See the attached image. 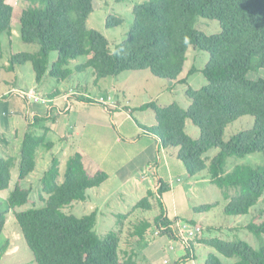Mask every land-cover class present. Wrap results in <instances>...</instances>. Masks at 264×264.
<instances>
[{
    "label": "trees",
    "instance_id": "obj_1",
    "mask_svg": "<svg viewBox=\"0 0 264 264\" xmlns=\"http://www.w3.org/2000/svg\"><path fill=\"white\" fill-rule=\"evenodd\" d=\"M9 0H0V34H10L14 8ZM26 7L19 17L21 39L39 46L37 53L11 55L13 65L32 63L36 81L46 76L68 79L72 61L85 58L77 71L93 69L98 80L116 78L125 72L149 70L159 79L177 81L184 72L190 49L207 52L209 60L201 70L206 85L194 89L184 79L188 108L177 103L162 107L150 102L139 110H153L157 125L139 126L145 134L154 136L164 148H178V159L190 176L205 174L223 189L228 200L227 216L248 215L264 195V166L254 169L237 165L226 173L227 158L243 159L264 153V78L250 79L249 73L264 69V0H145L133 7L134 20L128 38L113 51L110 42L100 31L90 29L88 20L95 11V0H22ZM117 3L132 0H115ZM197 17L218 21L220 33L207 35L195 28ZM124 20L116 15L106 19V27L121 26ZM57 60L50 66V54ZM197 71L192 67L190 74ZM90 102H94L89 100ZM251 116V129L241 131L224 141L226 129L235 121ZM188 120L199 128L200 136L191 137L186 130ZM53 144L45 136L26 134L19 165V178L7 204L13 210L28 248L36 264H139L135 255L120 257L121 237L110 231L103 237L95 231L97 213L83 217L67 214L65 208L75 201H86L88 191L100 187L108 175L92 172L80 154L68 161L63 182H60L59 161L54 159L41 180L43 207L26 208L31 201V189L23 187L37 168L36 152ZM213 149L220 152L207 163L204 157ZM12 159L0 158V191L10 187ZM157 200L161 209L154 220L162 236L185 245V255L174 264L196 260L194 241H184L168 217L164 194L170 187L159 182ZM150 192L137 209L151 210ZM214 205L195 208L205 213ZM125 218L119 216L118 218ZM8 222L0 203V236ZM152 226L144 223L136 230L143 239ZM246 229L257 237L264 236V218L251 222ZM201 244L214 248L228 259L238 258L235 264H264V243L260 249L244 240L226 241L220 238L202 239ZM4 250H0V254ZM3 256V255H2ZM205 264H226L210 254Z\"/></svg>",
    "mask_w": 264,
    "mask_h": 264
},
{
    "label": "crops",
    "instance_id": "obj_2",
    "mask_svg": "<svg viewBox=\"0 0 264 264\" xmlns=\"http://www.w3.org/2000/svg\"><path fill=\"white\" fill-rule=\"evenodd\" d=\"M76 61H73V67H71L73 62L70 63L69 67L73 73L66 80L46 76L41 83H38L35 75L34 80L25 84L24 87H21V83L6 82L8 89L0 92V158L12 159V168L17 166L19 170L25 135L45 136L46 142L53 144V147L48 149L41 146L36 152L37 168L40 157H43L45 162L41 180L51 167L52 161L57 159L60 182H63L69 159L80 154L89 170L91 169L92 172L102 171L108 175V179L100 187L88 191V198L83 203H90L93 206V212L97 213V219L98 214L104 215V211H107L115 216L124 214L122 216H125V221H128L132 217L129 215L130 211L150 192L152 196L149 199L154 207L153 200L157 199L160 181L170 187V190L164 194L167 195L179 188V184L176 182H181L182 175H188L184 164L178 159L179 149L162 147L154 136L145 134L138 124L148 127L157 125L153 110L139 109L150 102H156L165 107L159 103L165 91H160L153 96L148 95L152 89L148 85L146 101L143 100L140 105H136L134 108L130 107L132 99L130 100L127 95L136 97V94L128 85L129 78L121 81L124 73L116 77L117 79L120 77L118 82L106 83V79L98 80L91 68L77 71L76 67L85 64L86 60L80 63ZM87 74L88 76H86ZM142 78L153 86L149 74ZM172 82L173 86L170 89L173 92L176 81ZM90 84L100 90L97 95L92 96V91L88 89ZM32 95L45 102L34 101L33 98H30ZM102 99H104V103L100 101ZM186 130L188 132L187 124ZM123 158H125L124 161ZM190 177L191 184H193L191 189L195 191L197 184L201 181L209 180L210 183L215 184L208 175L200 174ZM194 177L197 179L193 180ZM225 200L228 203V200ZM164 203L165 206H168L165 199ZM167 212L172 221H182L200 226L203 230L207 228L197 222L194 214L198 213L195 209H188L184 214V211L181 212L174 206L173 214L169 209ZM115 216L112 217L115 218ZM115 226L118 228L117 225ZM120 227L126 228V226ZM238 227L236 224H231L227 228L220 226L217 230L222 236L223 234L229 236L233 234V231L236 232ZM146 234L147 232L144 236ZM167 238L169 237L167 236ZM222 238L232 241L225 239L224 236L220 239ZM199 245L210 248L207 257L210 254H215L224 263L235 264L233 259L227 263L225 257L214 248L204 244ZM150 256V261L162 259L160 255ZM139 261L137 259L138 263ZM150 261L147 263L153 264ZM167 262L169 261L167 260ZM195 263L196 260L185 264Z\"/></svg>",
    "mask_w": 264,
    "mask_h": 264
},
{
    "label": "rangeland",
    "instance_id": "obj_3",
    "mask_svg": "<svg viewBox=\"0 0 264 264\" xmlns=\"http://www.w3.org/2000/svg\"><path fill=\"white\" fill-rule=\"evenodd\" d=\"M145 0H132L122 3H117L115 0H95V11L92 13L90 19L88 20V27L90 29H95L100 31L110 42L111 51L114 50L115 46L128 38V32L133 24L134 15L133 7L136 4L142 3ZM8 3L13 6L14 14L12 18V30L10 34H0V92L6 91L8 86L6 82H16L21 83V87L25 84L30 83L35 78V71L31 63L25 65H13L11 67V55L27 52V53H37L39 51V46L36 44H28L21 39V25L19 22V17L21 15L22 9L26 7L24 1L22 0H9ZM116 15L124 20L121 26L114 28L106 27V19L110 15ZM195 28L204 32L207 35H216L220 33L221 27L218 21L204 19L197 17L195 20ZM57 53L52 52L50 54V66L57 60ZM85 58H79L76 62L85 61ZM209 60V55L207 52L190 49L188 52V60L186 62L185 70L180 75V77L175 82L174 91L170 89L173 85L172 81L165 79H159L151 75L150 71H130L125 72L121 81L125 78H129V86L136 97H130L132 101L129 106L133 107L140 105L142 101H146V91L148 87H152L151 92L148 95L153 96L160 91H165L162 98L160 99V104L163 106L171 105L172 103H177L180 106L187 108L191 103L186 95L187 86L181 83L182 80L188 79V82L194 89H201L206 85V79L203 76L201 70L205 67ZM73 62V61H72ZM71 62V64H72ZM74 66V62L71 67ZM196 67L197 71L190 74L192 67ZM130 73V74H129ZM90 74V73H89ZM150 76L151 82H147L146 79L142 78L144 75ZM88 76V74L86 75ZM259 77L264 78V69L259 68L258 70H253L249 73L250 79H257ZM120 78V77H119ZM119 78H107L106 83L118 82ZM103 82V81H101ZM149 85V86H148ZM92 87V88H91ZM89 91H92V96L97 95L100 92L99 89L95 88L94 85L90 84L88 87ZM3 93V92H2ZM143 97V98H141ZM152 112V111H151ZM254 124V118L251 116H246L235 121L230 125L225 132L224 141L227 142L230 138L241 131L251 129ZM188 134L193 138H198L200 136V130L196 127L192 121L187 122ZM220 150L213 149L205 154L207 163L209 164L211 159L215 157ZM125 158H123V161ZM245 165L252 167L254 169L264 166V153L252 154L243 159H237L235 157L227 158L225 165L226 173L232 172L237 165ZM44 158L40 157L39 165L35 173H33L27 180L22 182L23 187H28L31 189V201L26 208L32 207H43L47 199L46 196L42 199V186L41 177L44 171ZM12 180L10 187L5 191H0V203L2 204V211L7 213L8 222L7 226L0 236V250H4V254H0V264H36L34 260V254L28 248L26 240L21 232V229L15 220L14 212L11 210L7 204V200L10 197L11 192L14 190L16 184L18 183L19 170L17 166L12 168ZM202 175H206L202 174ZM211 178V177H210ZM197 179L196 177L193 180ZM190 175H182L181 182H176L179 184V188L173 190V193L164 195V199L168 206L166 209L170 210L173 214V207L178 208L179 211L186 214L188 209L193 210L195 207L212 204L215 207L205 213L194 214L197 222L202 226H206L201 235H198L194 240L196 247L197 259L195 264H205L208 250L210 248L206 246H201L199 244L200 240L208 238L223 237L227 240H244L251 244L254 248L260 249L264 243V236L257 237L253 233L246 229V225L251 222H259L264 218V195L260 200L259 204L251 209L248 215L244 216H227L224 212L226 206V200L224 198L223 189L217 184H212L210 181H201L197 184V189L192 190L193 184H191ZM193 183V182H192ZM157 198V197H156ZM171 202V203H170ZM154 207L153 210H144L135 206L133 210L130 211L131 219L125 221L126 218H117L121 215L112 217L107 211H104V215L98 214L97 223L95 226L96 233L103 237L110 231H117L120 234V257L121 259H126L131 255H135L136 260L139 259L140 264H148L150 261V255H160L162 259H153V264H174L179 258L185 255V245L179 241L170 240L167 236H162L160 232H156L157 229L154 225L155 217L160 215L161 209L158 200H153ZM131 209V208H130ZM94 211L93 206L90 203L75 201L73 205H69L65 208L67 214H73L77 217H83L89 215ZM133 214V215H132ZM103 216V218H101ZM138 217V218H137ZM203 220V221H202ZM150 222L152 226L147 230L145 238L139 239L136 230L140 228L144 223ZM231 224L238 225V230L229 236L227 234H220L217 230L220 226L227 228ZM117 225L118 228L115 226ZM120 226L126 228H121ZM116 229V230H115ZM120 229V230H119ZM223 239V238H222ZM3 255V256H2ZM147 260H146V258ZM169 262H167V260ZM157 260V261H156ZM226 262L229 263L230 259L225 258ZM236 262L238 258L234 259ZM143 261H145L143 263Z\"/></svg>",
    "mask_w": 264,
    "mask_h": 264
},
{
    "label": "built area",
    "instance_id": "obj_4",
    "mask_svg": "<svg viewBox=\"0 0 264 264\" xmlns=\"http://www.w3.org/2000/svg\"><path fill=\"white\" fill-rule=\"evenodd\" d=\"M30 98H33L34 101H42L45 102L43 99L38 98L35 95L30 96ZM104 103V99L100 100ZM175 230L178 233V236L183 239L184 241H192L194 240L198 235H201L203 232V228L200 226L191 225L188 223H184L182 221H177L174 225Z\"/></svg>",
    "mask_w": 264,
    "mask_h": 264
}]
</instances>
